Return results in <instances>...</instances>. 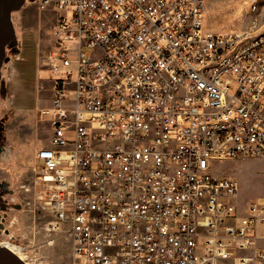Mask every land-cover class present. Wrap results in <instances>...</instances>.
<instances>
[{
    "label": "built area",
    "instance_id": "obj_1",
    "mask_svg": "<svg viewBox=\"0 0 264 264\" xmlns=\"http://www.w3.org/2000/svg\"><path fill=\"white\" fill-rule=\"evenodd\" d=\"M205 3L39 0L59 13L39 56L52 135L13 209L80 264H264V196L241 213L239 180L217 173L264 158V29L214 32ZM6 218L0 244L29 257Z\"/></svg>",
    "mask_w": 264,
    "mask_h": 264
},
{
    "label": "rangeland",
    "instance_id": "obj_2",
    "mask_svg": "<svg viewBox=\"0 0 264 264\" xmlns=\"http://www.w3.org/2000/svg\"><path fill=\"white\" fill-rule=\"evenodd\" d=\"M58 15L51 7L41 8L39 0H23L12 9L15 39L5 43L8 60L0 66L6 82V89L0 86V214L7 212L6 227L27 246L30 256L23 259L28 264H80L63 234H52L53 241L47 243L41 233L35 232V214L28 209H13L14 204L34 199L33 188L29 192L24 188L32 186L36 177L37 145L51 138L50 122L43 111L51 105L53 82L42 75L39 56L54 43ZM255 18L259 20L258 31L263 30L264 0H206L205 24L214 32L248 30ZM263 169L264 158L218 162V174H230L239 180L240 212L248 201L264 196ZM6 237L0 232V240Z\"/></svg>",
    "mask_w": 264,
    "mask_h": 264
},
{
    "label": "water",
    "instance_id": "obj_3",
    "mask_svg": "<svg viewBox=\"0 0 264 264\" xmlns=\"http://www.w3.org/2000/svg\"><path fill=\"white\" fill-rule=\"evenodd\" d=\"M22 2L23 0H0V66L5 58V43L15 39L10 12L12 9L19 7ZM0 264L25 263L10 249L0 245Z\"/></svg>",
    "mask_w": 264,
    "mask_h": 264
},
{
    "label": "crops",
    "instance_id": "obj_4",
    "mask_svg": "<svg viewBox=\"0 0 264 264\" xmlns=\"http://www.w3.org/2000/svg\"><path fill=\"white\" fill-rule=\"evenodd\" d=\"M41 73H42V75H44V76H46V77H50L51 79H52V72L48 69V68H42L41 69ZM51 106V105H50ZM49 106V107H50ZM48 107V108H49ZM52 131V130H51ZM51 135H52V133H51ZM50 143V140H49V142H47V143H41L40 145H37V147H36V151L39 149V148H41L42 146H44V145H48ZM36 151H35V160H34V164H35V167H37V165L38 164H40L39 163V160L36 158ZM244 211H245V206H244V210L243 211H241V213H244Z\"/></svg>",
    "mask_w": 264,
    "mask_h": 264
},
{
    "label": "flooded vegetation",
    "instance_id": "obj_5",
    "mask_svg": "<svg viewBox=\"0 0 264 264\" xmlns=\"http://www.w3.org/2000/svg\"><path fill=\"white\" fill-rule=\"evenodd\" d=\"M16 48V47H15ZM4 60H8V57L5 55V58H4ZM3 60V61H4ZM0 86H2L3 87V89H6V82H5V80L2 78V76H1V74H0Z\"/></svg>",
    "mask_w": 264,
    "mask_h": 264
},
{
    "label": "bare ground",
    "instance_id": "obj_6",
    "mask_svg": "<svg viewBox=\"0 0 264 264\" xmlns=\"http://www.w3.org/2000/svg\"><path fill=\"white\" fill-rule=\"evenodd\" d=\"M1 245V244H0ZM3 246V245H2ZM8 248V247H7ZM10 249V248H8ZM19 259H21L25 264H28L21 255H19L17 252L13 251L12 249H10Z\"/></svg>",
    "mask_w": 264,
    "mask_h": 264
}]
</instances>
